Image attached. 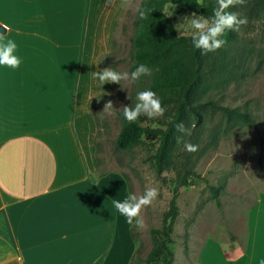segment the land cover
Instances as JSON below:
<instances>
[{
    "label": "crops",
    "instance_id": "obj_1",
    "mask_svg": "<svg viewBox=\"0 0 264 264\" xmlns=\"http://www.w3.org/2000/svg\"><path fill=\"white\" fill-rule=\"evenodd\" d=\"M124 2L0 0V264L134 257L126 180L92 176L87 107L114 85L98 58ZM246 222L243 243L205 242L201 264H264V192Z\"/></svg>",
    "mask_w": 264,
    "mask_h": 264
},
{
    "label": "rangeland",
    "instance_id": "obj_2",
    "mask_svg": "<svg viewBox=\"0 0 264 264\" xmlns=\"http://www.w3.org/2000/svg\"><path fill=\"white\" fill-rule=\"evenodd\" d=\"M141 1L125 0L98 58L99 66L109 68L115 80L110 92L93 96L87 103L94 125L96 166L92 176L113 171L126 180L136 216L132 226L136 252L130 264H146L143 259L151 248L149 230L160 227L177 187L178 215L169 243L172 264H201L205 242L237 239L243 243L248 211L264 192V23L243 19L233 42L234 49L245 51L243 74L200 95L211 105H206L200 118L187 113L178 123L163 168L157 171L151 159L158 145L156 138L144 135L143 143L129 150L114 146L121 113L138 111L143 124L150 127L164 128L170 120L168 109L157 107L149 90L151 72L131 70L132 37ZM176 9L175 4L167 3L164 12L179 35H197L208 27L205 19L191 12L178 16ZM218 106L247 112L255 126H226ZM183 175L185 185L179 184ZM218 183H223L218 193L220 206L211 193Z\"/></svg>",
    "mask_w": 264,
    "mask_h": 264
},
{
    "label": "trees",
    "instance_id": "obj_3",
    "mask_svg": "<svg viewBox=\"0 0 264 264\" xmlns=\"http://www.w3.org/2000/svg\"><path fill=\"white\" fill-rule=\"evenodd\" d=\"M167 3L177 6L178 16L191 12L209 25L197 35H179L170 17L164 12ZM243 19L264 23V0H142L136 19L137 27L132 37L133 64L131 70L151 72L149 90L154 94L155 105L168 109L170 120L164 128L143 124L138 111L120 114V130L114 139L117 149L129 150L143 143L148 135L158 140L152 162L161 170L170 140L178 123L187 113L200 118V113L210 102L200 95L211 86L224 83L244 72V50L234 49ZM226 126L249 123L254 120L244 111L218 106ZM101 172L99 175H104ZM193 174L192 171H187ZM186 175L179 184L185 185ZM223 183L211 187L212 196L220 206L218 193ZM177 187L162 215L161 225L151 228V248L143 259L146 264H172L169 249L173 225L178 215ZM132 238L136 240V233Z\"/></svg>",
    "mask_w": 264,
    "mask_h": 264
},
{
    "label": "water",
    "instance_id": "obj_4",
    "mask_svg": "<svg viewBox=\"0 0 264 264\" xmlns=\"http://www.w3.org/2000/svg\"><path fill=\"white\" fill-rule=\"evenodd\" d=\"M5 29L0 25V32H4Z\"/></svg>",
    "mask_w": 264,
    "mask_h": 264
}]
</instances>
